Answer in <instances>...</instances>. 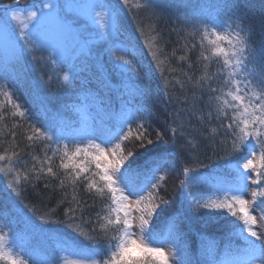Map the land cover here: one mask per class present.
Masks as SVG:
<instances>
[{"label": "trees", "instance_id": "16d2710c", "mask_svg": "<svg viewBox=\"0 0 264 264\" xmlns=\"http://www.w3.org/2000/svg\"><path fill=\"white\" fill-rule=\"evenodd\" d=\"M212 3L210 7L214 18H217L221 12L218 5H228L223 10L226 14L219 17H225L223 23L226 27L231 25L232 20L235 24L241 25L239 34L245 40L246 51L258 49L261 46V43L264 42V0H213ZM161 9L156 21L150 24L151 31L148 34L154 45L158 47L159 60L164 63V75L168 82L170 80L165 88L172 101L168 100L166 96L164 97L162 82L153 66L143 58L139 60L137 56L128 53L124 56L131 65V71L128 73V76L131 77L129 88L133 85L142 86L148 93L147 103H143L141 96L131 95L129 90L124 88H121L120 93L117 94L98 82L86 69L81 71L82 68H85V63H83L85 60L76 62L75 78L73 79V74H70L68 88H64L61 83V78L66 75V72L61 71V68L66 66L60 65V69L53 71V68L58 66H54L51 61L47 65L43 63L45 66L42 69L46 72V79L48 80L49 77L52 79L47 83L50 87L49 92H51L48 102L52 109L56 110L58 107L63 111L64 121L61 129L65 131V135L70 137L80 136L82 131L91 132L87 124L92 119L98 121L97 131L94 132L96 136L107 135L109 131L114 130L115 118L105 119L103 124L101 123V107L115 113H120L123 109L127 114L136 112L143 104L146 110H150L152 115L149 119L136 120L132 127L135 128L136 124L141 122L150 126L149 131L153 133L151 139L157 146L145 145L144 148H141L139 142L133 140L125 142L123 147L126 152L132 151L136 154L134 158H130L133 159V167L142 164L150 153L156 151L164 152L161 164L165 168L170 165V174L169 171L157 173V178L165 177L158 190L165 201L160 207L165 211L160 212L158 216L154 214V223L150 224L154 235L169 248H173L174 242L179 244L184 248L187 256L196 261L204 259L201 255L202 241L214 246L216 259H230L233 253L242 252L245 247V241L242 242L243 237L233 231L236 217L232 216L227 208L216 209L199 205L231 198L225 192L212 188L210 179L222 182L236 178L235 161L239 157L242 143L249 142L251 137L245 138L240 141V145H236L234 141L237 142L238 137L231 134L226 136L225 130L219 127L217 120L213 119L211 122H207L208 112L205 102L208 100V96L207 94L201 95L202 89L199 87L198 81L201 76L205 75V64L209 65L208 74L215 73L217 66L203 60V56H211L207 41L204 42L205 48L209 50L202 53L200 36L193 35L196 31L193 27L194 24L203 33V25L199 23L201 20H193L190 15L171 17V14H175L178 9H174L170 3ZM230 33L236 35L232 27ZM193 43L196 47L189 51L192 49ZM221 46L227 47L226 43H222ZM113 54L120 59V54ZM109 55L110 52L105 53L102 61ZM181 56L184 59H180ZM118 64L120 63H108L112 70L111 82H108L103 74L101 79L112 85L120 84L121 73L114 67ZM189 65H193V67L189 68ZM31 67L30 65L29 68L32 72L33 68ZM251 69L250 65L249 70ZM36 72L33 69V73ZM2 83H4L3 86ZM82 85L84 88L81 87ZM6 88L9 90H5ZM25 92L26 89L17 80L0 79V115L3 116V119H0V155H11L13 150L20 154L19 160L13 157L15 167L12 165L5 167V162H0L9 179L0 171V184L3 189L0 191V212H2L0 229L4 234V250L9 252L14 259H27L31 261V264H51L54 252L56 254L55 264H73L76 259L72 255L73 250L87 253L88 249L98 248L101 251H108L110 255L109 238L112 234L111 232L107 233L108 238H106L100 224L91 222L96 219L95 212H92L90 216L85 213V217L81 219L78 210L71 222L65 215L70 205L75 207L73 197L79 199L82 193L74 192L67 181L66 187L62 189L60 180L54 177L45 176L42 179H36V174L31 171L33 164L36 163L33 156L37 159H43L45 156V142L43 140L29 141L27 136L32 134L31 126L45 123V119H48L49 115L46 110H41L37 106L35 100L32 102ZM100 100L104 101L103 105H100ZM17 105L20 106L19 110L26 114L25 116L16 114ZM79 107L87 110V114L81 113ZM173 107L176 111L178 109L177 113L183 117L184 127L180 126L181 131L176 126L174 119L176 113L173 112ZM213 115L215 116V113ZM200 117H203L205 122H202ZM226 123L227 121H225ZM172 129H176V131L173 132ZM213 129L216 131L213 132ZM13 131L15 137L12 135ZM125 131H127V127H125ZM155 133H161L164 135V139L157 141ZM261 139H264V136ZM176 140L185 149L175 146ZM254 143L257 145L256 140ZM254 143H247L245 152L254 148ZM52 147L55 148L56 144L53 143ZM47 154L51 155L52 153L48 152ZM59 164L60 160L57 158L55 168L63 178V170L59 168ZM185 168L204 173L207 178L206 182L193 184L191 195L188 187H184L181 183L185 179ZM46 169L47 165H45V171ZM26 173L30 179L24 182L23 177ZM17 177L21 180L19 185H15ZM10 182L20 189V196H17L9 188ZM46 183L47 187H45ZM258 187L255 185V190H258ZM5 193H11L13 197L11 203L5 202ZM253 200L259 204V201L264 200V197H253ZM88 203L91 204L92 201L89 200ZM234 207L237 216H239L241 214L239 205ZM177 212L180 214L177 215ZM14 218H25L32 222L42 220L47 228L46 237L50 242V248L44 249V245L38 244L36 239L30 235L11 231ZM70 223L71 226H69ZM240 227H243L242 221H240ZM62 246L67 249L65 252L68 256L59 253ZM174 251L173 248L172 252ZM129 255L134 260L150 259L152 264H158L156 258L149 257L139 250H132ZM176 260L179 263L180 257L176 256ZM1 264H7V262L3 260Z\"/></svg>", "mask_w": 264, "mask_h": 264}, {"label": "snow or ice", "instance_id": "6c2138e0", "mask_svg": "<svg viewBox=\"0 0 264 264\" xmlns=\"http://www.w3.org/2000/svg\"><path fill=\"white\" fill-rule=\"evenodd\" d=\"M127 6L128 0H122ZM141 11H151L154 16H159L162 9L155 4L154 0H145L143 4L136 5ZM221 9L218 17L214 20H201L203 33L197 25L194 36H200V49L203 53L208 51L205 48V41L210 46L211 56H203L204 61L217 66L215 73L208 74L209 65H204L205 75L198 81L202 89L201 95L207 94L208 100L205 102L207 107V122L213 119L219 122V127L225 130V135L237 136L239 141L245 138L255 136L256 143L259 146V152L256 148L247 151L246 154L239 156L235 161V180L222 181L216 187L217 191L231 193L230 199L223 201H214L211 204L199 205L202 207H212L216 209L227 208L232 216L243 222V227L233 225L234 228H240V235L245 240V247L242 252L232 254L230 259H216L215 248L213 245L202 241L203 261H196L187 256L184 248L177 243H173L174 256H179V264H264V200L256 204L255 200L251 203L255 205L254 211L258 208L260 215H254L249 212V201L241 198L249 187L248 181L258 185V190L252 191V196L264 197V42L258 49H248L246 51L245 40L239 33L232 35L224 33V23L219 20L220 15H225L223 11L228 7L227 4L217 6ZM82 8L91 18L93 14L103 16L104 33L109 51L128 53L129 49H136L135 37H127L123 31L124 24L121 17V9L114 5L111 0H95L91 5H74L72 3H61L60 0H42L38 6H32L27 11L24 21L20 25H14L13 22L20 19L21 12L19 5L15 8H5L3 16H0V35L3 36V43L6 52L11 53V60L22 68L24 58L31 55L37 63L41 59L51 61L55 65H65L61 71L73 74L77 65L75 60L81 56L85 57V68L81 71H89L98 82L111 91L119 94L121 88L129 90L131 95H139L143 103H147L148 93L142 86L133 85L129 88L131 77L127 74L131 71L129 61H123V64L115 65L122 76L120 84L112 85L101 79L104 72L102 60L92 53V46L95 41L88 35L89 25L84 23L77 27L74 22L69 20L65 10ZM55 20L69 33H72L76 39V48L73 55L68 56L59 46L51 44L48 40L46 26ZM243 30V29H242ZM125 38L122 40L121 37ZM214 37V39H213ZM226 43L227 47L221 44ZM196 45L193 43L192 51ZM142 53V50H140ZM50 53L46 58L37 57V53ZM180 59H184L183 56ZM69 61H72L69 64ZM9 57H5L4 66L0 70V79H7ZM252 69L249 70V66ZM193 65H189L192 68ZM55 71V67L53 68ZM194 78V77H193ZM19 79V74H17ZM65 81L69 80V75L63 77ZM192 79V78H190ZM51 80V77H49ZM179 82V81H178ZM215 85V86H214ZM84 88V85L81 86ZM85 91L87 89L85 88ZM7 95V93H5ZM86 98V97H85ZM104 101L100 100V105ZM16 106V114L25 116L26 114ZM215 113V116L213 115ZM101 123L105 119H116L114 130L107 135H80L67 136L56 122H45L39 126H31V135L27 136L29 141L43 140L45 142V156L43 159H37L33 156L36 163L33 164L31 171L35 173L36 179H42L45 176L54 177L60 180V187H66V181L70 184L74 192H81L79 199L75 196L73 201L75 207L69 206L65 215L69 221H73L79 210L80 218L96 213V219L91 221L93 224H100L101 230L107 233L111 232L109 238V250L101 251L98 248L88 249L87 253L80 250H73L72 255L76 257L73 264H152L150 259H132L129 253L137 247L149 257H154L158 264H168V258L165 255L164 244L154 235L150 224L154 223V214L159 215L165 211L160 207L164 204L163 196H160L159 189L164 176L157 178V173L169 171L161 164L164 158L163 151L150 153L142 164L133 167L135 153L125 151L123 145L125 142L138 141L139 146L153 145L152 132L145 123H137L136 127L132 125L136 120H146L152 115L150 110H146L143 104L134 113L125 114L122 109L120 113H115L101 107ZM202 122L203 117H200ZM0 119L3 116L0 115ZM225 121L227 123L225 124ZM127 127V131H125ZM173 132L176 129H172ZM213 132L216 129L212 130ZM15 137V132L12 133ZM156 140L164 139L161 133H155ZM56 144L53 148L52 144ZM236 141H234V144ZM195 147V146H194ZM6 151V150H5ZM51 152V155L47 153ZM90 156V159H89ZM20 159V154L13 150L11 155H0V162H5V167L12 165L15 167V161ZM259 160V168L255 161ZM60 160L59 168L63 170V178L58 174L55 168L56 159ZM231 163V162H230ZM39 165V167H37ZM45 165L47 169L45 171ZM242 169V171H241ZM10 170V169H9ZM254 174V178H253ZM185 179L181 181L186 186H192L194 183L206 182L204 173L196 172L194 169L185 168ZM30 176L26 173L23 177L27 182ZM20 178L17 177L15 185H19ZM12 182L9 188L21 195V191ZM47 183L45 187H47ZM147 193V195H145ZM87 194V195H84ZM191 195V190L189 191ZM92 203L89 204L88 201ZM235 205H239L240 215L237 216ZM180 213L177 212V215ZM2 218V212H0ZM138 221V224H137ZM134 225L139 228L140 245L137 244V234L134 231ZM258 225V227H256ZM71 226V223L69 224ZM44 231V229H41ZM244 233H247L244 236ZM11 235V234H10ZM14 243V241H13ZM173 248L169 251L172 252ZM4 245V236H0V260H5L7 264H31L30 260L13 258L9 252H6ZM61 247V251H66ZM56 254L53 253L51 264H55Z\"/></svg>", "mask_w": 264, "mask_h": 264}, {"label": "rangeland", "instance_id": "374dc122", "mask_svg": "<svg viewBox=\"0 0 264 264\" xmlns=\"http://www.w3.org/2000/svg\"><path fill=\"white\" fill-rule=\"evenodd\" d=\"M18 0H0V16H3L4 9L5 8H15L17 5H19V10L21 12L20 19L17 21H14V25H20L24 19L27 11L31 10L32 6L36 5L38 6L42 2L37 3H31L30 0H20L16 5L13 7H8L7 5H11L12 3L17 2ZM212 1L213 0H154L155 4H157L160 9L161 7H165L168 3H170L174 9L176 10L175 14L172 13L171 17L179 16V15H190L191 19L193 20H214L216 18L213 17L212 14ZM61 3H72L74 5H91L95 3V0H60ZM111 2L118 6L121 9V17L123 20L124 27V33L127 37H135V43L137 45L136 49L130 48L128 53L137 56L139 60L147 61V63L151 66H153V69L155 70L156 74L158 75L159 79L162 82V87L164 90V97L168 98V100H171L170 97L167 94V90L165 86L169 84L168 80L166 79V76L164 75L165 72V66L164 63L159 60L157 56L158 47L154 45L153 41L149 37L148 32H150V28L153 22L156 21L157 16H154L151 11H141L139 8L136 7L138 4H143L145 0H128V5L125 6L122 3V0H111ZM65 14L69 17V20L71 22H74V24L79 27L80 25H83L84 23H87L89 25L88 35L95 41V43L92 46V53L94 56H97L101 60H103V56L105 53L110 52V55L102 61L104 65V72L103 75L106 77L108 82H111L112 79L111 74L112 70L109 68L108 63H117L123 64V61L127 60L125 53L123 52H112L108 50L107 43H106V37L103 36L104 33V18L103 16H96L95 14L92 15L90 18L85 11L82 8H74L72 10H65ZM219 20L223 22L225 20L224 16L219 17ZM149 24V25H148ZM231 27L233 30H235L236 33H240L241 25L240 24H234V21L232 20L231 25L226 27L224 24V30L222 34L224 33H230ZM46 32L48 34V40L51 44L55 46H59L62 48L66 55L72 56L74 49L76 48V39L72 33H69L67 30H65L60 24H58L55 20H51L47 26H46ZM125 37L122 36L121 39L123 40ZM142 50V53L141 51ZM113 53L120 54L118 59ZM127 53V54H128ZM50 53H37V57H47ZM9 57V64H8V71L9 73H12V75H9L8 78L17 80L20 85L22 84L23 88L26 89V95L31 99L36 101L37 106L41 110H46L49 118L45 119V122H56L59 124L60 127H62V122L64 121L63 111L60 110L58 107L55 109H52L49 105L48 99L51 97V92H49V86L47 83L51 80H47L45 77L44 70L42 69L49 61H46L45 59H41L39 63L33 60L31 55H28L24 58L22 68L20 65H17L15 61L11 60V53L6 52L4 48L3 43V36L0 35V70H2L4 66L5 57ZM82 60H85V57L81 56L79 59L75 60V63ZM128 61V60H127ZM72 61H69V64H71ZM83 63H85L83 61ZM40 64V65H37ZM32 66L34 70H36V73H33L30 71L29 66ZM37 65V66H36ZM40 66V67H39ZM55 69H60V65ZM17 74H19V79H17ZM66 75H69L70 73H66ZM129 75V74H127ZM58 76V74H57ZM56 78V77H54ZM61 83L64 88L69 87V80L65 81L63 78H61ZM2 86L4 83L1 84ZM63 89V88H61ZM5 90H9V88H6ZM66 90V89H64ZM172 101V100H171ZM80 112L83 114H87V110H85L83 107H79ZM78 110V107H77ZM173 112L176 113L174 119L176 122L177 128L181 131L184 127V121L182 120V116L178 114L177 111L173 107ZM179 117V118H178ZM178 123V124H177ZM181 123H183L181 125ZM87 126L91 127L92 133H89L87 131H82L80 135H93V132L97 131L98 121L92 119ZM63 131V130H62ZM65 133V131H63ZM236 137V136H235ZM255 136L251 137L249 139V142L244 141L242 143V146L239 151V156H242L246 154L245 152V145L247 143H254L255 142ZM240 141L237 139L236 145H238ZM255 144V143H254ZM240 145V144H239ZM175 146L181 147L185 149V147L180 144L177 140L175 143ZM232 146V145H231ZM255 148L257 153L259 152L258 146L255 144ZM230 152V151H229ZM245 152V153H244ZM189 159V157H188ZM192 161V160H191ZM256 167L259 168V160L257 157V160L255 161ZM0 171L6 176V170L1 166L0 164ZM242 171V169H241ZM7 177V176H6ZM254 178V174H253ZM8 179V177H7ZM9 180V179H8ZM248 189L245 193L241 194V198L248 200L250 203L248 205L249 212L259 216L260 212L258 208L255 209V205L251 202L253 201L252 191L255 190V185L251 183V179L248 181ZM185 187L186 185L183 184ZM189 191L193 189L192 186H187ZM2 187L0 184V191H2ZM193 191H191L192 193ZM228 194L231 196V193L228 192ZM5 202H12L13 197L11 193H5ZM233 223V220H232ZM138 224V221H137ZM240 225V221L236 218V224ZM0 226H2L0 222ZM258 227V225L256 226ZM41 229H44V231H41ZM46 227L42 220L32 222L30 220H27L25 218H14L12 221V229L11 231H18L20 234H27L36 239L38 244L44 245V249L50 248V242L47 240L46 237ZM134 231L137 234V244L140 245L139 240V228L134 225ZM233 231L240 234V228H234ZM0 236H4L0 229ZM142 247V246H141ZM141 247H137L134 249H139L141 251ZM165 255L168 258V264H178L176 260V256L173 255V252L169 251V248L164 247ZM143 252V251H141ZM59 253L68 256L67 252L59 250ZM51 257V256H50ZM49 257V258H50Z\"/></svg>", "mask_w": 264, "mask_h": 264}]
</instances>
